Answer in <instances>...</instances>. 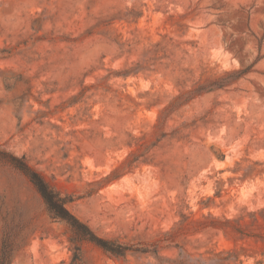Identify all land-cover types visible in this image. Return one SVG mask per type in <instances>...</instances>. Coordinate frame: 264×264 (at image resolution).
<instances>
[{
  "label": "rangeland",
  "instance_id": "rangeland-1",
  "mask_svg": "<svg viewBox=\"0 0 264 264\" xmlns=\"http://www.w3.org/2000/svg\"><path fill=\"white\" fill-rule=\"evenodd\" d=\"M0 150L145 250L78 264H264V0H0ZM69 235L0 162V260Z\"/></svg>",
  "mask_w": 264,
  "mask_h": 264
},
{
  "label": "trees",
  "instance_id": "trees-1",
  "mask_svg": "<svg viewBox=\"0 0 264 264\" xmlns=\"http://www.w3.org/2000/svg\"><path fill=\"white\" fill-rule=\"evenodd\" d=\"M0 162L22 174L40 195L50 218L66 226L70 233L68 240L74 248L72 264L80 262L81 245L86 242L115 258H124L129 251H145L143 249L133 250L130 246L117 240L97 236L84 222L69 211L67 199L62 197L40 173L28 165L23 157H17L10 152L0 150ZM5 254L2 253L0 264L8 263Z\"/></svg>",
  "mask_w": 264,
  "mask_h": 264
}]
</instances>
